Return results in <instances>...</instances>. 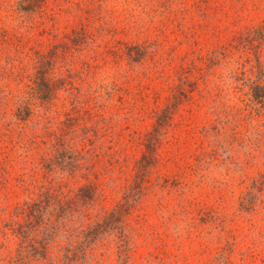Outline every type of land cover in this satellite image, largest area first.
<instances>
[{
  "label": "rangeland",
  "instance_id": "rangeland-1",
  "mask_svg": "<svg viewBox=\"0 0 264 264\" xmlns=\"http://www.w3.org/2000/svg\"><path fill=\"white\" fill-rule=\"evenodd\" d=\"M0 264H264V0H0Z\"/></svg>",
  "mask_w": 264,
  "mask_h": 264
}]
</instances>
